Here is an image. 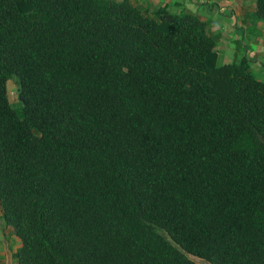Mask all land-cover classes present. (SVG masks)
<instances>
[{
	"label": "trees",
	"instance_id": "16d2710c",
	"mask_svg": "<svg viewBox=\"0 0 264 264\" xmlns=\"http://www.w3.org/2000/svg\"><path fill=\"white\" fill-rule=\"evenodd\" d=\"M216 48L166 7L0 0L15 264H264V81Z\"/></svg>",
	"mask_w": 264,
	"mask_h": 264
},
{
	"label": "rangeland",
	"instance_id": "374dc122",
	"mask_svg": "<svg viewBox=\"0 0 264 264\" xmlns=\"http://www.w3.org/2000/svg\"><path fill=\"white\" fill-rule=\"evenodd\" d=\"M159 1L157 5L148 4L149 15L161 7H166L175 14H194L206 24V33L217 42V65L231 64L247 58L249 71L257 80L264 81V30L255 31L253 26L254 0H172L169 7L163 6L169 0ZM238 7H244V13H248V20L252 22L247 30L241 28L238 13L242 12L237 13ZM258 39L261 46L257 44ZM15 80L11 79L7 83L8 96L12 107L21 114L22 105L16 94ZM1 215L0 210V264H15L13 256L19 247V240L12 229L4 224ZM188 258L198 264H208L189 255Z\"/></svg>",
	"mask_w": 264,
	"mask_h": 264
},
{
	"label": "crops",
	"instance_id": "0c3cea01",
	"mask_svg": "<svg viewBox=\"0 0 264 264\" xmlns=\"http://www.w3.org/2000/svg\"><path fill=\"white\" fill-rule=\"evenodd\" d=\"M111 1H120V0H111ZM171 1L172 0H169V3L165 2L163 4V6H168L169 7V4L172 3ZM129 2H130L131 5L140 8L141 11H144L146 13L148 12V4L157 5V4L160 3L159 0H129ZM144 2H145V4H144ZM141 3H143V4H141ZM237 9H238L237 13L238 12H242V14L238 13L239 21H240V24H241V28L243 30H247L248 28H250L252 26L251 20H248V13L247 12L244 13V7H238ZM253 9L255 10V8H253ZM253 26L255 27V31H263L264 30V21L254 22ZM259 39L257 41L258 45L260 43ZM259 46H261V45H259ZM253 54H254V52L252 53V56H254ZM19 246H20V242H19Z\"/></svg>",
	"mask_w": 264,
	"mask_h": 264
}]
</instances>
